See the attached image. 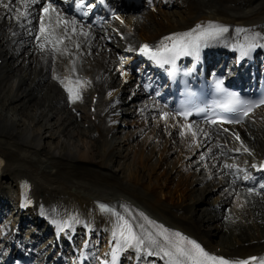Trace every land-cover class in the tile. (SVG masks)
Masks as SVG:
<instances>
[{
    "label": "bare ground",
    "instance_id": "6f19581e",
    "mask_svg": "<svg viewBox=\"0 0 264 264\" xmlns=\"http://www.w3.org/2000/svg\"><path fill=\"white\" fill-rule=\"evenodd\" d=\"M158 1L168 6L175 5L174 13L167 10L160 11L172 13V17H158L153 12L144 11L142 6L130 11V15H121L120 19L110 22V26L100 29L83 27L77 22L76 32H72L69 26L65 33L63 25L56 24V13H51V27L55 29L54 35L67 37L63 43L56 44L55 47L43 38L40 41L35 38L39 33L40 16L44 15L40 11L42 4H28L31 14L27 19H23L25 5L21 0H13L10 12L0 5V85L7 78L13 80L14 84L9 88V94L12 93L11 103L21 102L23 99L25 101V98H28V107L32 105V101L36 104L49 103L51 107L57 103V112L62 115L67 114L68 119L71 116L79 119L80 115L76 114V110L89 105L90 108L85 111V115H98L95 119L90 118L95 131H91L85 124L81 130L99 144L95 154L103 159L102 162L85 160L81 164L72 157L73 153L68 150V147L59 157L55 155L44 157L38 148L40 142L35 144V142L23 140L26 135L32 134L29 126L22 119L25 113H21V118L17 119L11 117L5 104L0 105V179L8 177L12 181L13 188L7 191L0 189V215L12 207L6 201V197L13 196L19 208L16 213L23 216L20 224L23 225L25 221L33 218L32 220H35L38 225L39 232L36 235L39 237L48 233L56 220H62L67 222L69 233H74L76 237L82 231L83 222L87 221L93 227L94 234L104 232L105 238L111 239L115 220L99 210L97 201L118 206L124 204L128 206V210H123L127 212V218L137 232H140L141 224L148 230H154V226L140 216V213H144L148 219L157 224H163L171 230L182 232L195 239L211 254L224 256L230 260H246L253 256L264 259V194L261 191L243 190L233 175L235 170L240 173L254 170L253 172L257 173L264 165V143H256L254 147L249 144L250 139L257 141L260 138L264 139V116L260 114L264 112V107L252 114V119L245 125L235 127L239 140H235L231 134L218 128L208 130L201 124L183 122L168 113L167 118H164V111L160 118H155V112L162 109L151 99L138 100L144 93L139 92L137 83L128 78L126 71L123 73L130 81V86L122 87L116 84L117 57L107 60L108 64L105 63V65L99 57V46L107 40L112 43V32L115 28L124 34V37L119 40L123 44L119 46V49L128 51L131 50L130 47L133 48L132 58L135 59L138 58L142 44L156 47L164 37L173 33L187 32L197 24L202 22L206 24L208 21L231 28L228 35L210 44L208 47L210 53L214 54V48L215 50L219 47L226 48L237 41L247 43L245 37L255 32L264 36V0ZM3 2L8 3V0ZM17 16L21 17L19 21L16 19ZM59 16L64 17L62 13ZM48 22L49 16H45L46 27ZM237 28L248 31L238 33ZM263 41L264 39H261L258 43ZM21 45L26 53L25 56H21L22 59L20 58ZM113 48L114 52L120 51L116 46ZM226 54L228 53L224 52L219 56L221 63L230 60L225 58ZM20 59L27 70L32 68L36 70H34V78L30 81H25L26 76L22 74L10 75V72L14 70L13 66L17 63L15 61ZM214 60L216 58L213 62ZM88 61L92 64L100 62L99 68L96 67L97 70H93L94 67L89 68ZM78 82L87 84L89 94L88 97L78 96L76 103H72L68 99L67 87H71L75 94ZM24 84L26 85L23 87ZM19 93L22 94L19 95ZM127 94L130 95L127 96ZM99 102L103 105L101 109L97 108ZM122 107L127 110H122ZM9 108L15 111L17 106H9ZM120 116L134 117L141 122L140 128L135 131L136 134L142 133L138 136H143L138 145L141 146L143 140L148 137L143 143L148 145L144 151L148 148L150 156L151 150V156L154 159V163L147 160L139 150V153L134 154V169L127 180H122L109 171L112 158L120 154H117L112 144H106L105 136L116 133L115 125ZM142 117L143 120L152 119L153 125L156 124L155 127L150 129L148 123L147 128L142 129ZM70 124L78 130L76 119L71 120ZM188 125H191L190 129ZM182 131L183 135H181ZM70 132L67 131V134L69 135ZM193 132L196 133L195 136L192 135ZM50 137H56V134L52 132ZM69 137L72 138V136ZM227 139L234 142L230 147L223 144ZM245 148L248 151H244ZM174 153L176 156L173 155ZM156 154H158L157 157ZM88 157L91 156L84 155V158ZM184 160L188 170L192 169L191 173H198L194 176L193 182L202 186L199 193H196L198 190L195 189L194 193L190 194V203L185 202L189 198V179L184 177L185 169L182 167ZM203 162L204 168L212 169V172L203 173ZM169 168L172 171L171 174ZM158 169L160 170L157 171ZM145 171L148 173L146 174ZM180 171L182 173H179ZM151 172H155V175ZM213 172L218 177L211 180L215 185L210 187L208 178L214 177ZM43 182L47 184L46 187ZM26 185H30L28 192L23 190ZM218 192L225 196L220 201H218L219 195L214 202L211 201L212 203L201 198L202 194L212 196ZM27 195L32 199V204H35L34 209L40 211L42 218L46 219L44 223L40 222L39 217L29 208L20 210L21 201ZM205 203L207 204L202 210V205ZM216 208H224V210L217 215L214 214ZM198 210L203 211V214L204 210L209 212L199 218L196 217ZM209 213L211 215H208ZM216 223L218 225L214 226ZM17 224L14 221L12 224L1 226L2 231L6 232V237L16 243L24 241L12 232ZM216 233L221 236L219 239L231 235L233 242L214 243L212 237L217 235ZM48 239H51L52 244L55 243L54 236ZM62 243L66 244L64 241ZM58 245L57 243L55 251H60ZM129 255H133L134 260L138 259L140 261L138 264H142L146 259L152 263L167 264L166 258L148 256L146 253L137 254L135 249H131Z\"/></svg>",
    "mask_w": 264,
    "mask_h": 264
},
{
    "label": "snow or ice",
    "instance_id": "6c2138e0",
    "mask_svg": "<svg viewBox=\"0 0 264 264\" xmlns=\"http://www.w3.org/2000/svg\"><path fill=\"white\" fill-rule=\"evenodd\" d=\"M25 5L23 19H27L31 14L28 10V4H37L41 0H21ZM43 7L40 11L44 14L40 16L39 20V33L36 34V40L40 41L43 38L46 42H51L55 47L56 44L63 43L65 36H55V29L51 27V13H56V9L53 6L52 0H42ZM13 0H8V3H4L0 0V5H2L6 10L11 11L10 5ZM151 3V0H149ZM86 14V13H85ZM57 25H63V31L67 33L68 27L71 26V31L76 32L77 20L65 19L56 13ZM45 16H49L48 26L45 25ZM16 19L19 21L20 16ZM227 26L218 24L214 21H208L205 23L197 24L194 28L183 33H173L170 36L164 37L158 46L152 47L148 44H142L140 46V53L148 56L150 59L155 61L157 64L164 66L170 65L175 66V61L178 57L182 55H196L199 57L201 46L208 47L209 41L221 37L224 33L228 32ZM247 29L237 28L236 32H247ZM87 35V33H84ZM247 43L240 46L241 57H247L250 53L257 47H264V44H259L258 41L264 39V36L259 32L253 33L251 36L245 37ZM44 47V45H41ZM79 47V44H77ZM174 74V73H173ZM121 75L125 73L121 72ZM222 81L217 80L216 86L217 90L222 93H226L227 90L222 88ZM67 87V86H66ZM147 87V85L145 86ZM69 92V99L79 98L73 95V89L67 87ZM111 95V93H109ZM159 95V92H157ZM264 105V98L259 100L245 99L241 98L237 93H227L225 101L216 105L225 113L233 114L232 119L225 120L221 116H215V118L210 120L212 124H222V123H240L249 113L256 107ZM198 111H204V109H198ZM185 117L191 115V112L182 111L179 113ZM167 113H163V117L167 118ZM191 128V125H188ZM227 131V129H225ZM183 131L181 135H183ZM193 136L196 135L195 132L192 133ZM207 135V134H206ZM239 140V136H236ZM242 143V142H241ZM239 151V149H236ZM244 151H248L247 148ZM227 167V165H225ZM255 167V165H253ZM245 180H254V177L245 176ZM260 188L264 190V184L260 185ZM249 192L253 191V188L248 189ZM118 207L124 208L125 211L128 210V206L121 204ZM99 208L101 211H106L111 213L116 217L117 228L119 230L120 242L117 244L116 249L113 250L111 256V264H116L117 253L126 249H135L137 254L146 253L148 256H159L161 259H167V264H264V259L258 257H249L246 260H230L224 256H217L207 252L196 240L191 239L179 231L171 230L165 227L163 224H157V222L148 219L144 213H140V216L148 221V224L154 226V230H148L143 224H141L140 232L134 230L132 223L126 219L117 208L110 207L107 204L100 203ZM87 242H85V247ZM99 264H109L108 260L105 259L100 261Z\"/></svg>",
    "mask_w": 264,
    "mask_h": 264
},
{
    "label": "rangeland",
    "instance_id": "374dc122",
    "mask_svg": "<svg viewBox=\"0 0 264 264\" xmlns=\"http://www.w3.org/2000/svg\"><path fill=\"white\" fill-rule=\"evenodd\" d=\"M174 6L175 5H171L169 8H167V6L162 4V6L159 7V9H156V8L155 9L154 8L149 9L148 8L147 10L155 13L156 15H158V17H161V18L172 17V13H163L160 11L167 10V11L173 12L176 10V8ZM117 34H118V36L122 37L121 32H119ZM4 39L6 41V38H4ZM2 43H4V41H2ZM114 44L120 45L119 42H116ZM107 46L108 45L106 43H104L103 47H100V49H99L100 54H101L99 57L102 59V62L104 63V65H105L107 60L112 58V56L110 55L111 50L108 49L109 47H107ZM21 47H22V53H20V58L22 59L21 56H25L26 53H25V48L22 45H21ZM112 49L114 50L113 47H112ZM102 55H103V57H102ZM8 59L9 58H7V60ZM21 59L19 61H15V63L16 62L17 63L20 62V63L19 64L16 63V65L13 66L14 70L10 72V75L14 76L17 74H19V75L22 74L23 76L24 75L26 76L25 81H30L31 78H34V76H35V73H34L35 69L34 68L29 69L30 70V72H29V70H27V68L23 67L24 62H22ZM129 62L130 61L128 59H124V56H120V60L116 61V69L118 71V75L115 77V81H116V84L118 86L122 85V87H123L124 85L127 86L130 83V81L128 79H126L124 76H122L120 73V71L122 72L123 69L128 68ZM95 63L92 64L90 61H88V65H89L88 67L89 68L94 67L93 70H97L99 68L98 63H100V62L97 61ZM106 64H108V63H106ZM33 67H34V65H33ZM96 67H97V69H96ZM27 75L31 76V77H28ZM12 81L13 80H10L9 78H7L4 81V83L2 85H0V105L5 104L6 109H7L8 113L11 115V117H15L17 119L21 118V116H22L21 113L22 114L25 113V114H23L22 119H23V121H25L26 125L29 126L32 134L30 133V134H28V136L26 135V137L23 140H28L30 142L32 141L33 143L35 142V144H38L40 142L38 148H40L41 153L43 154L44 157L45 156L51 157L53 155L59 157V156L63 155V153H65V150L68 147V150H71L73 153L72 157L76 158L79 161V163H81V164L84 163L85 160L86 161L94 160L96 162H102L103 159L100 158V155L95 154V153H97L96 149L99 148V144L95 140L94 141L91 140V138H90L91 136L89 134L86 135V133L82 132V130H81L83 125L85 124V126L87 128H90L91 131H95L94 126L90 123L91 122L90 118L95 119L98 117V115H96V116L95 115H91V116L85 115V111L86 110L88 111L90 108L89 105L77 109L76 114L80 115L79 119L76 118L75 116L74 117L71 116L68 119L67 114L62 115L61 113L57 112V109H58V107L56 105L57 103H55V105L53 103L54 106L51 107L49 103L36 104V102L32 101V105H30V107H28L29 106L28 98H25V101H23L24 100L23 99L21 102L17 101L15 103L14 102L11 103L10 96L12 93L9 94V88L11 87L12 84H14V83H12ZM132 81H134V80H132ZM25 85L26 84H24L23 87ZM126 88L130 89V87H126ZM27 89H29V88L27 87ZM79 93L87 95L88 90L86 87H81L80 90L78 91V94ZM21 94L22 93H19V95H21ZM129 95L130 94H127V96H129ZM68 99H69V96H68ZM74 100L75 99H72L70 101H74ZM9 106H17V109H15V111H14V109L9 108ZM136 106L139 108L138 105H136ZM99 108L100 109L102 108V104L99 105ZM122 109L127 110L125 107H122ZM132 109H134V108H132ZM135 110L137 112L136 108H135ZM138 115H140V114H138ZM75 119L77 121L78 130L75 128V126L70 124V121L75 120ZM143 119L144 118L142 117V125H141L142 129L147 128L146 125L148 123L150 124L148 126L150 129L155 127L156 124L153 125L154 121L152 119H150V120H147V119L143 120ZM119 120H120V123L118 122L119 124H117L116 133L114 134V132H113V134H111V136L109 134L105 135L106 139H107L106 144H112L113 147H115L117 154H120V156L112 158V161L109 163V165H110L109 171L112 172L114 175H116V177H118L122 180H127L129 174H131L133 169H134V162H133L134 154L139 153V150H141V153L147 158V160H150L151 162L153 161V163H154V159H152L153 157L151 156V150H150V156H149L148 148L146 151H144L145 147L148 145L147 144L144 145L143 143H144V141H147L148 137H146L143 140V143L141 146L138 145L141 143L143 136H138V135H142V133L140 132L139 134H136L135 131H137L140 128L139 125L141 124V122L140 121L138 122V120H136L134 117H125V118L120 117ZM157 122H158V120H157ZM51 130H53L52 132L56 134V137H52V138L50 137V135L52 133ZM67 131H71L69 133V135L67 134ZM96 131H97V133H99L98 130H96ZM101 133L103 134V132H101ZM145 134L146 133H144V135ZM69 136H72V138H70ZM101 139H103V138H101ZM249 141H251V142H249L251 147H254V145L256 143L258 144L259 142L264 143V139H262V138H260L258 141L255 139H250ZM83 152L85 153L84 154L85 157L86 156H91V157H88L89 159L84 158ZM157 155L158 154H156V157H157ZM173 155L176 156L175 153ZM182 167L185 169V176L184 177H187L189 179L188 180L189 198L187 200H185V202L190 203V201H191L190 194L194 193L195 189L198 190V192H196V193H199L202 186L200 184H195L193 182L194 176L198 175V173L197 174H196V172L191 173L192 169L188 170L187 163L185 162V160H184V165ZM159 170L160 169H158L157 171H159ZM179 170H181V169H179ZM169 172H170V174L172 173L170 168H169ZM205 172L206 171H204L203 173H205ZM145 173L147 174L148 171H145ZM151 173H152V175H155V172H151ZM179 173H182V171H180ZM212 176H214V178H216V176L214 174ZM208 179L210 180V187L214 186L215 184H212V182H211L212 178H208ZM192 185H193V187H192ZM2 188H4L5 190L12 188L11 182L9 179H3L2 180ZM217 196L219 197L218 201H220L222 199V197H225L218 192L212 196L209 194H202L201 198H204L205 200H209L210 202L211 201L214 202V199ZM8 199H9L10 203L13 201L11 196L8 197ZM179 202H181V201H179ZM206 204L207 203L202 205V210L204 209ZM213 208H215V207H213ZM222 210H224V208L223 209L216 208L214 210V214L219 215L222 212ZM202 212L203 211L198 210L196 213V217L201 218L205 213H207L209 211L205 212V210H204V214ZM208 215H211V214L209 213ZM12 218H14V217L11 215L10 221L13 220ZM32 224H33L32 222H29L23 228L25 229V228H28L29 226H33ZM217 225L218 224L216 223L214 226H217ZM22 233L29 234V235L31 234L30 232H28L27 229L24 232L22 231ZM219 238H221V236H219V234L214 235L212 237V239H214V241L213 240L212 241L214 243H220V244H225V243L229 244V243L233 242L231 235L225 236L222 239H219ZM42 239L43 238H40L38 241L40 242Z\"/></svg>",
    "mask_w": 264,
    "mask_h": 264
}]
</instances>
